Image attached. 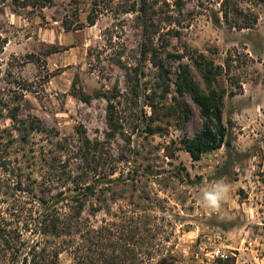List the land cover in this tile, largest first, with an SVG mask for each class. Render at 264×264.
Returning a JSON list of instances; mask_svg holds the SVG:
<instances>
[{"label":"rangeland","instance_id":"1","mask_svg":"<svg viewBox=\"0 0 264 264\" xmlns=\"http://www.w3.org/2000/svg\"><path fill=\"white\" fill-rule=\"evenodd\" d=\"M223 1L160 0L147 22L121 13L124 0L0 6V264H23L35 202L65 204L73 182L95 189L82 217L125 230L137 264H264V0H230L228 22ZM66 51L64 65L49 59ZM185 80L219 100L225 128L198 161L183 144L205 120ZM178 103L188 118L170 115ZM220 179L231 193L210 214L201 190ZM33 180L37 192L19 191ZM59 264H74L70 251Z\"/></svg>","mask_w":264,"mask_h":264},{"label":"trees","instance_id":"2","mask_svg":"<svg viewBox=\"0 0 264 264\" xmlns=\"http://www.w3.org/2000/svg\"><path fill=\"white\" fill-rule=\"evenodd\" d=\"M107 1L111 3L113 0ZM9 2L14 7L21 9H44L50 5L51 0H0V6ZM124 3L125 5H122L119 10L121 13L138 14L141 21L147 22L153 20L160 0H136L133 2L124 0ZM229 4L230 0H224L222 3V13L226 22H228L230 14L236 15L238 12L232 10ZM96 19L88 15L87 26L93 27ZM77 30L80 29L74 31ZM6 44V40L0 37V53L3 52ZM153 65L157 69H162L159 63L153 62ZM216 75L215 71L207 72V82L210 83L211 78ZM183 91L190 94L205 120V131L183 144L192 160L198 161L201 154L217 150L224 143L225 128L221 122L220 102L204 96L190 80L183 81L179 86V92ZM170 113V115L184 119L189 116L187 107L180 103L175 108H171ZM10 119L14 124L22 126L23 132L42 131L41 124L36 118H29L21 122L18 121L16 115H13ZM110 122L111 116H109ZM19 183L17 185H21ZM36 184V181L33 180L30 190H24L25 188L18 186L19 191L37 192L39 185ZM73 185V192H77L78 195L67 199L65 204L63 200L54 197L51 200H46L42 195L35 202L40 207V212L33 220L32 230L33 235H36L37 238L29 247V252L24 255L23 264H59V256L66 251H70L73 255L74 264H137L134 262L137 257L136 251L127 245L128 234L125 230L122 229L119 233L114 232L109 225L94 227L88 219L82 217L84 209L82 198L95 195V189L91 186L80 188L74 182ZM41 194L44 193L41 192ZM137 231L139 232L140 229L137 228ZM3 232L4 230L0 231V234ZM118 234H121L123 238H117ZM130 260L132 261L129 262Z\"/></svg>","mask_w":264,"mask_h":264},{"label":"clouds","instance_id":"3","mask_svg":"<svg viewBox=\"0 0 264 264\" xmlns=\"http://www.w3.org/2000/svg\"><path fill=\"white\" fill-rule=\"evenodd\" d=\"M198 201L199 205L208 213H219L223 203L229 198L231 185L223 179L206 185Z\"/></svg>","mask_w":264,"mask_h":264},{"label":"crops","instance_id":"4","mask_svg":"<svg viewBox=\"0 0 264 264\" xmlns=\"http://www.w3.org/2000/svg\"><path fill=\"white\" fill-rule=\"evenodd\" d=\"M74 36V34H72V36L71 37H73ZM60 46H62L63 44H59ZM67 47V46H66ZM70 51H74L73 49H70ZM70 51H66V52H64L63 54H51V55H49V59H52V60H56V61H59L60 63H61V65H64V63H66L67 62V60L69 59V57H70V55H71V53H70ZM57 65V64H56ZM55 65V66H56Z\"/></svg>","mask_w":264,"mask_h":264}]
</instances>
